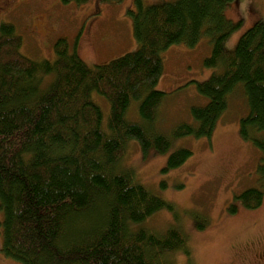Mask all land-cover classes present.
I'll list each match as a JSON object with an SVG mask.
<instances>
[{
    "label": "trees",
    "instance_id": "obj_1",
    "mask_svg": "<svg viewBox=\"0 0 264 264\" xmlns=\"http://www.w3.org/2000/svg\"><path fill=\"white\" fill-rule=\"evenodd\" d=\"M83 3L87 0H61ZM119 1V0H115ZM237 0H133L135 50L101 65H87L67 40L54 43L55 59L35 61L20 51L21 37L0 23V227L2 253L23 264H172L162 254L185 250L175 228L159 235L133 229L172 205L146 188L132 168L121 166L135 139L146 156L165 153L172 139L210 136L242 83L247 113L239 134L259 149L257 172L264 186V22L256 20L232 51L226 38L239 26L225 16ZM211 45L205 66L214 70L196 83L207 98L190 108L194 123L157 128L166 93L154 89L163 71L161 52L172 44L193 46L202 35ZM53 78L43 84L44 76ZM109 104L105 126L91 93ZM137 102L140 121L127 117ZM191 155L174 149L166 169ZM247 209L259 207L261 189L235 195ZM236 209L231 207V211Z\"/></svg>",
    "mask_w": 264,
    "mask_h": 264
},
{
    "label": "rangeland",
    "instance_id": "obj_2",
    "mask_svg": "<svg viewBox=\"0 0 264 264\" xmlns=\"http://www.w3.org/2000/svg\"><path fill=\"white\" fill-rule=\"evenodd\" d=\"M163 1L144 0L145 4ZM128 9L134 10L133 0H0V23L15 26L22 40L19 51L32 60L53 61L54 43L62 38L87 65L95 66L136 49ZM225 16L239 22L224 44L232 51L254 21L264 22V0H237L225 8ZM210 53L209 38L204 34L193 46L180 42L161 52L163 71L154 86L166 93L160 106L159 130L168 132L179 122L194 123L190 108L207 101L196 83L206 80L214 70L204 64ZM52 78V74L44 76L43 84ZM242 90L239 83L229 95L210 136L175 138L165 153L150 150L146 156L135 139L125 145L121 166L132 168L146 188L172 205L134 224L133 229L148 228L159 235L170 228L181 231L186 238L185 250L162 254L172 264H264V186L257 172L260 151L239 134L240 119L247 113ZM91 97L101 108L105 126L109 104L95 92ZM127 117L140 121L136 101ZM178 147L189 149L191 155L181 165L166 169L168 155ZM251 187L262 190L263 201L259 207L247 209L234 197ZM2 243L0 227V264H23L5 256Z\"/></svg>",
    "mask_w": 264,
    "mask_h": 264
}]
</instances>
